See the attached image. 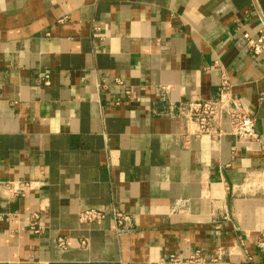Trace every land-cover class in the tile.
Returning <instances> with one entry per match:
<instances>
[{"label": "crops", "instance_id": "1", "mask_svg": "<svg viewBox=\"0 0 264 264\" xmlns=\"http://www.w3.org/2000/svg\"><path fill=\"white\" fill-rule=\"evenodd\" d=\"M252 2L0 0V184H28L0 197V264H155L196 250L264 264V192L242 186L264 151L197 138L177 116L183 101L216 98L218 62L264 143V56L242 36L255 34ZM128 88L134 100L115 106ZM86 208L108 216L87 229ZM113 208L131 219L120 237Z\"/></svg>", "mask_w": 264, "mask_h": 264}, {"label": "built area", "instance_id": "2", "mask_svg": "<svg viewBox=\"0 0 264 264\" xmlns=\"http://www.w3.org/2000/svg\"><path fill=\"white\" fill-rule=\"evenodd\" d=\"M244 17L253 15L256 20L255 34L248 32L242 34L248 53L253 57L264 56V13L259 8L256 0L252 2L251 11L243 13ZM93 30V32H96ZM214 69L220 71L221 78L217 90V96L211 100H187L178 105L177 116L187 125L194 127L193 136H206L214 141H219L222 137L232 138L236 145H244L251 148L257 145L258 151H264V143L260 140L256 130V121L246 111L240 98L233 94L232 82L230 77L224 72L218 62H215ZM45 84H48L47 76ZM116 84L123 87L124 83L116 79ZM134 90L125 89L123 98L114 102L115 106L128 105L134 100ZM235 147L232 154H235ZM246 189L264 192V170L249 172L242 183ZM28 184L25 182H8L0 184V197L7 199L24 198ZM108 214L99 209L86 208L78 212L77 222L80 226L89 229L92 226H98L103 223ZM110 216L115 223V233L118 237L126 234L131 227V219L117 208H113ZM29 230L36 236L44 234L40 223V216L37 212L30 215ZM56 246L60 250H68L73 246L69 238L58 237L55 240ZM78 244L81 248L89 247L87 238H80ZM240 246L242 242L240 241ZM257 249L264 253V233H261L257 243ZM218 257L210 258L201 251L191 252L185 258L180 255L170 254L158 259L155 264H214L218 262Z\"/></svg>", "mask_w": 264, "mask_h": 264}]
</instances>
